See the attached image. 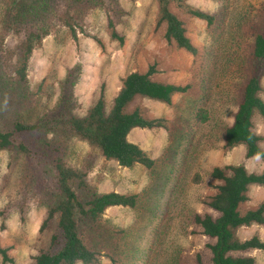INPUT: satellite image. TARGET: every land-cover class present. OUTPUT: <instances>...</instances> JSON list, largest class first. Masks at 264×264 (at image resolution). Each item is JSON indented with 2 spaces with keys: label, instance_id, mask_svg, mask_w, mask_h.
Here are the masks:
<instances>
[{
  "label": "rangeland",
  "instance_id": "rangeland-1",
  "mask_svg": "<svg viewBox=\"0 0 264 264\" xmlns=\"http://www.w3.org/2000/svg\"><path fill=\"white\" fill-rule=\"evenodd\" d=\"M9 1L0 0V48L8 50L18 42L6 28ZM33 2L23 0L26 6ZM263 2L188 0V7L215 15L211 28L172 5L171 11L184 22L187 36L198 49L196 57L165 39L164 26H156L153 0H121L125 15L118 30L124 35L123 46L111 39L104 10L97 8L86 16L84 28L76 30V41L67 28H59L33 50L27 76L34 104L21 112L22 120L28 123L47 124L42 117L66 100L62 97L66 78L76 66L80 69L72 89V111L77 116L86 115L102 85L108 111L121 79L133 71L145 72L151 65L156 69L153 79L191 86L188 93L175 95L171 104L136 98L129 107L138 106L147 116L168 121V129L136 128L128 136L154 160L151 169L141 165L121 167L114 160L104 159L85 141L72 137L67 142V164L87 171L88 183L98 192L139 195L135 209L112 207L103 216L102 228L124 232L119 264H198L197 255L209 264L206 246L213 241L202 235L192 218L196 213L216 215L205 204L219 183L211 178L212 169L242 164L249 173L264 172L259 157L247 158L243 145L225 149L223 139V131L232 124L237 109L252 44L245 25ZM260 97L264 101V77ZM252 130L264 150V122L257 114ZM47 136L51 142L59 140L55 127ZM21 169L20 155L0 151V209L16 197ZM262 202L264 186L251 185L240 211L254 209ZM45 216L44 207L32 206L24 217L17 212L4 221L0 217V245L8 249L11 259L5 264H32L48 246L49 234L40 230ZM236 236L240 240L257 236L264 241V226L241 227ZM250 255L255 264H264V251H251ZM100 264L111 263L103 256Z\"/></svg>",
  "mask_w": 264,
  "mask_h": 264
},
{
  "label": "trees",
  "instance_id": "trees-1",
  "mask_svg": "<svg viewBox=\"0 0 264 264\" xmlns=\"http://www.w3.org/2000/svg\"><path fill=\"white\" fill-rule=\"evenodd\" d=\"M157 7L156 26H164V37L193 56L198 49L186 34L184 22L172 11L176 5L189 17L200 19L211 28L214 14L188 7V0H153ZM104 10L106 29L111 39L124 45V35L118 30L124 9L121 0H35L28 6L23 0H10L5 11L6 28L18 38L13 49L0 48V151L22 157L19 189L16 197L0 209L4 221L13 212L24 217L32 206L44 207L46 216L41 231L48 232V246L42 249L32 264H100L106 256L111 264H119L123 230L102 228L105 212L112 207L135 209L138 194L101 193L87 181L85 170L67 164V142L78 138L99 150L106 160L121 167L141 165L153 168L155 162L138 145L129 141L133 129H168L164 118H151L136 106V98H147L171 104L177 94L189 92L190 85H178L153 79L154 65L147 71H133L121 79L120 88L106 110L104 85L86 115L74 114L72 103L79 66L69 71L60 107L49 111L40 121L25 122L24 108L34 104L28 89V61L43 39L59 28H67L73 40L82 30L91 10ZM246 31L252 38L250 54L244 67L237 109L232 124L223 131L224 148L245 147L247 158L259 157L264 162V150L252 130V119L259 115L264 122V101L260 97L264 77V2L248 19ZM72 101V102H71ZM201 111L198 112V115ZM56 128L59 140L49 141L48 133ZM211 178L218 181L215 193L205 202L212 213H196L192 220L207 244L209 264H255L251 251H264V241L257 236L240 240L236 232L253 224L264 226V202L241 213L248 200L251 185L264 186V172L249 173L242 164L214 167ZM115 234V237L113 236ZM2 263L10 262L8 249L0 245ZM197 263L204 264L200 255Z\"/></svg>",
  "mask_w": 264,
  "mask_h": 264
}]
</instances>
